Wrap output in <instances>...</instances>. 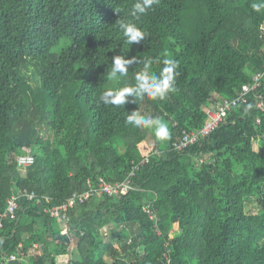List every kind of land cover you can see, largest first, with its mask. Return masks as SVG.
<instances>
[{
    "label": "trees",
    "instance_id": "trees-1",
    "mask_svg": "<svg viewBox=\"0 0 264 264\" xmlns=\"http://www.w3.org/2000/svg\"><path fill=\"white\" fill-rule=\"evenodd\" d=\"M136 2L0 0V211L19 197L0 264H264V76L211 133L173 146L264 71V9L251 7L262 0H157L138 20ZM118 19L144 40L129 44ZM163 53L179 64L175 92L103 102L105 91L135 85L146 59L159 76ZM117 55L138 62L111 80ZM134 111L165 121L170 138L129 124ZM27 149L34 162L20 168ZM146 158L129 192L94 194L65 220L46 211L100 177L125 180Z\"/></svg>",
    "mask_w": 264,
    "mask_h": 264
},
{
    "label": "clouds",
    "instance_id": "clouds-1",
    "mask_svg": "<svg viewBox=\"0 0 264 264\" xmlns=\"http://www.w3.org/2000/svg\"><path fill=\"white\" fill-rule=\"evenodd\" d=\"M156 2L157 0H137L131 10V16L138 20L141 15L147 14L148 10ZM251 7L254 11L260 12L264 9V0L261 3H253ZM116 12L118 13L119 10H116ZM117 24L120 32L129 44H133L134 42L139 44L147 35L135 23L118 19ZM163 56L165 57L162 60L164 67L159 76L151 71L153 60L146 59L143 70L135 75V85H126L119 89L105 91L101 97L103 102L121 106L124 105L128 95L135 96L137 100L143 99L145 96L151 100H164L169 92H175V76L178 74L176 73V69L179 64L176 60L170 58L168 53H163ZM137 62L136 57L126 59L121 55L114 56L111 70L108 73L109 79L117 80L120 77L126 76L129 67ZM126 119L129 124L138 129L152 130L158 141L163 142L170 138L168 124L161 119L142 116L139 111H134Z\"/></svg>",
    "mask_w": 264,
    "mask_h": 264
},
{
    "label": "built area",
    "instance_id": "built-area-1",
    "mask_svg": "<svg viewBox=\"0 0 264 264\" xmlns=\"http://www.w3.org/2000/svg\"><path fill=\"white\" fill-rule=\"evenodd\" d=\"M264 76V71H258L253 75V83L243 85L239 95L234 98H222L221 101L215 105L206 109L208 115V121L205 126L200 130L194 131H183L182 135L173 143L174 148L183 150L189 145L198 141L200 137H205L211 133L223 120L226 111L232 106L238 105L241 101H246L247 94L256 89L260 84ZM262 104V103H261ZM154 153H158L159 149L152 147ZM148 158L142 160L133 166L127 178L121 182L111 183L104 177H100L97 186H91L90 189L84 193L73 194L70 199L62 205L55 206L46 209L52 216L57 217L60 220H65L67 217V211L70 207H73L76 202L83 203L86 199L94 194H108L115 195L118 193H127L134 188L132 178L139 169L140 165L145 162ZM34 162L33 155L30 154L29 150L18 159V165L20 168H25L32 165ZM38 197L35 192L28 194L29 199ZM18 196L14 195L8 200L7 208L4 211H0V232L4 226V219L6 217H15L16 210L19 207ZM18 259L16 255H11L10 260Z\"/></svg>",
    "mask_w": 264,
    "mask_h": 264
},
{
    "label": "rangeland",
    "instance_id": "rangeland-1",
    "mask_svg": "<svg viewBox=\"0 0 264 264\" xmlns=\"http://www.w3.org/2000/svg\"><path fill=\"white\" fill-rule=\"evenodd\" d=\"M149 143H150V146H152V147L156 146L155 137L154 136L150 137V142ZM246 210L249 213H254V212L257 211V203L255 202L254 199H252V198H247L246 199ZM103 232H104L105 235H107V233H109V229H103Z\"/></svg>",
    "mask_w": 264,
    "mask_h": 264
},
{
    "label": "crops",
    "instance_id": "crops-1",
    "mask_svg": "<svg viewBox=\"0 0 264 264\" xmlns=\"http://www.w3.org/2000/svg\"><path fill=\"white\" fill-rule=\"evenodd\" d=\"M207 121H208V119H207ZM32 252H34V250L32 249L29 253H28V255L30 254V253H32Z\"/></svg>",
    "mask_w": 264,
    "mask_h": 264
}]
</instances>
